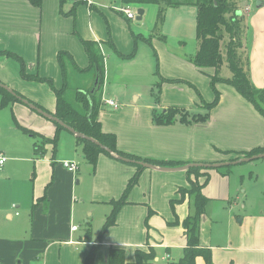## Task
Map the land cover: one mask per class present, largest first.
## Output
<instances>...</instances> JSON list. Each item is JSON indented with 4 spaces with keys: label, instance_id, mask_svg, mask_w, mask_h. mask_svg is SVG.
Here are the masks:
<instances>
[{
    "label": "crops",
    "instance_id": "1",
    "mask_svg": "<svg viewBox=\"0 0 264 264\" xmlns=\"http://www.w3.org/2000/svg\"><path fill=\"white\" fill-rule=\"evenodd\" d=\"M250 1L255 7L257 3L261 7L248 16L250 7L245 5L244 11L249 8L247 24L264 35L261 13L264 0ZM73 3L72 0L65 3L62 14L59 0H43L40 8L31 6L28 0H0V52L17 56L27 75L51 80L55 90H61L66 82L69 88L86 91L94 78L91 71H86L89 61L81 41L100 43L104 76L98 121L104 133L116 137L118 151L140 159L184 166L230 162L244 158L243 153L264 148V117L233 87L223 83L216 84L220 100L205 122L185 124L176 118L172 124H155L153 114L169 108L183 109L195 116L205 115L203 104H210L214 98L213 93L205 89L210 81L207 76L214 70L201 72L191 62L171 55L154 38L148 45L146 40H151L155 22L140 23L146 6L138 5L143 15L140 21L135 18L133 22L121 12L122 2L110 6V0L82 1L75 7L74 17L64 15L71 11ZM109 41L120 55L129 58H119ZM59 53H67L84 72H76L66 59L63 76ZM248 68L253 88L263 90L264 42L256 46L254 58L251 54ZM20 70L17 60L0 56V83L53 113L54 91L45 82L23 80ZM220 74L224 78L231 76L230 72L222 70ZM140 88H157L159 95L156 98L153 91L147 93ZM149 93L154 97L148 99L145 94L149 96ZM106 100L115 101L119 108L113 110L103 105ZM7 107L15 120L12 119V131L26 136L17 127L21 126L32 132L27 138L38 141L32 142L27 150L23 139L13 133L21 147L0 150V155L6 159L0 168V178H6L11 165L18 164L20 152L28 156L26 163L32 164L31 180L36 178V170L41 172L45 168L47 175H40L36 180L33 198L24 205L26 218L19 219V212L12 211L13 207L20 208L15 200L3 201L5 220L17 222L0 228V264H84L95 245L97 249L91 264H107L113 248L124 251L126 264L135 261V251L148 248L154 250L155 264L177 262L182 257L186 247L182 222L194 212V197L186 195L181 202L171 205L172 201L180 199L179 189H189L187 171L142 170L137 185L128 192L126 203L118 210L115 223L103 232L98 243L101 228L112 209L110 202L121 198L136 168L101 154L95 171L91 172L92 185H87L88 192L81 193L74 186L79 183L77 172L71 173L62 167L64 159L75 161L79 153L78 157L85 162L76 137L60 130L58 142H65V157L56 159V148L49 163L42 161L41 157H35L34 148L42 139H53L55 125L21 103ZM52 148L47 144L45 153ZM49 165L53 167L52 172ZM232 167L204 172L209 180L201 190L207 203L199 221V245L211 251L213 264H264L263 221L253 223L250 214H235V208L240 205L243 209V205L234 196L228 177ZM204 179L199 177L198 183ZM220 203L228 205L223 208L227 210L223 217L216 210L223 207ZM95 212L101 214L102 224L94 229L91 217ZM245 222L255 224L256 232L236 226ZM75 224L80 228L72 231V227H77ZM196 264L205 262L197 258Z\"/></svg>",
    "mask_w": 264,
    "mask_h": 264
},
{
    "label": "trees",
    "instance_id": "2",
    "mask_svg": "<svg viewBox=\"0 0 264 264\" xmlns=\"http://www.w3.org/2000/svg\"><path fill=\"white\" fill-rule=\"evenodd\" d=\"M43 0H28L31 6L40 8ZM69 0H59L60 12H62L63 5ZM78 0L73 3L71 11L64 14L74 17L75 7L81 3ZM123 6L132 5H154L158 7V13L154 28L162 26L164 21V12L167 8H178L180 6H193L196 9L195 17V40L197 42V49L190 62L201 72L206 69H213L214 73L209 76L210 85L215 93V99L212 104H205L206 114L202 116L190 115L187 111L179 108H169L160 114H153V122L157 125L172 124L176 118L178 121L185 124H194L205 122L209 116L210 109L216 107L219 102L220 94L216 91V84L223 83L233 87L240 96L249 101L257 112L264 117V89L256 90L253 88L250 81V73L248 68V61L242 54V40L240 21L242 20V14L237 15L239 12L236 9L235 4L230 3L229 0H121ZM224 33L228 37V42L225 44V53L223 54L221 43L223 42ZM148 45L151 44V40H146ZM84 51L87 55L89 65L86 71H91L94 78L93 84L89 90L80 91L69 88L65 82V85L61 90H55L53 88L51 80H42L37 76H29L25 72L23 62L15 55L0 52L1 55L8 56L17 60L20 63L21 70L20 75L23 80L45 82L54 91L56 96V105L53 113L47 112L41 106L25 99L17 92L13 91L18 97L25 99L41 109L44 112L51 114L53 117L61 121L63 124L74 130L75 132L82 134L88 138H91L98 142L101 146L110 150L111 154L106 153L100 147L94 145L90 141L77 139L82 152V158L91 166L92 172L95 171L99 155H105L112 159L116 157L125 158L135 162L152 164L157 167H179L181 164L173 162L156 161L151 159H140L138 157L122 153L116 148V137L113 134L104 133L101 128V124L98 121V113L101 108L100 92L103 86L104 76V56L101 51L100 43L94 41H81ZM108 44L114 53L121 59H127L120 55L110 41ZM71 62L72 68L76 72H84L76 67L71 57L67 53L58 54V62L60 64L63 76L66 74V67L64 65L65 60ZM223 64H226L231 76L224 78L220 72ZM158 75V70H157ZM97 80V87L94 93L90 91L94 86V82ZM0 109L9 106L12 103H19V101L0 89ZM14 120V117H12ZM15 122V120H14ZM56 127V134L53 139H44L43 143L52 145L53 152L56 149L58 142V133L60 130H64L59 125L53 123ZM17 125V124H16ZM17 127L26 135H33L31 131L18 126ZM264 153V148L253 149L250 152L243 153L244 158H249ZM45 154L44 147L41 145L35 146V157H42ZM239 158H235L232 161H236ZM120 161V160H118ZM231 162V161H230ZM131 164V163H129ZM136 168V173L129 180L121 198L118 201H111L112 207L110 214L106 217L105 222L101 228L98 243L101 240L103 232L115 223V217L118 210L123 204L126 203V197L128 192L138 183L139 176L144 170L140 165L131 164ZM222 169H230V166L214 169L220 171ZM213 170L209 168H193L187 170L188 184L190 190L179 189L180 199L172 201V205L175 202H181L186 195L194 197V212L188 216L183 222L182 227L185 230L186 247L183 250L182 257L177 262L169 264H196L197 258H202L205 264H213L211 260V251L200 247L199 245V221L204 214L205 205L207 199L202 195L201 190L206 186L209 177L206 171ZM227 171V170H226ZM203 173V175L201 174ZM193 176L194 179H191ZM203 176L205 179L200 184L198 178ZM152 212L150 211L149 214ZM97 245L93 246L90 250L85 263L91 264L94 259ZM155 254L152 248H148L147 251H135V261L132 264H155ZM107 264H126L125 254L122 249H111L108 254Z\"/></svg>",
    "mask_w": 264,
    "mask_h": 264
},
{
    "label": "rangeland",
    "instance_id": "3",
    "mask_svg": "<svg viewBox=\"0 0 264 264\" xmlns=\"http://www.w3.org/2000/svg\"><path fill=\"white\" fill-rule=\"evenodd\" d=\"M180 1V0H178ZM121 0H110L109 5H120ZM230 3L235 4L236 9L242 14V20L240 21V30H241V40L243 44L242 48V54L244 57H246L248 63L249 58H254V54L256 52V46L260 43L264 42V35L258 34L255 29L247 24V13L244 11L245 5H248L250 7V11L248 13V16L253 15L254 13H257L258 9L255 7V4H253L250 0H229ZM147 10L146 14L143 17V19L140 21L142 22H150L153 23L156 22V17L158 13V7L154 5H146ZM130 9L135 12L137 17V11L139 9H142L138 5H132L130 6ZM262 16L264 19V9L262 10ZM238 15V14H237ZM195 17H196V10L194 7L191 6H182L176 9L167 8L164 12V21L162 26H158L157 28H153L151 37V41L154 38L157 42H160L166 47V50L173 56H176L180 59H184L190 63L191 58L194 56L195 51L197 49V42L195 40ZM126 19V18H125ZM130 23L136 22L134 19L132 21H128ZM131 26H133L131 24ZM135 30V29H133ZM228 42V37L224 33L223 35V42L221 43V48L223 54L225 53V44ZM256 45V46H255ZM111 48V47H110ZM222 72L225 71V73L229 74V70L226 67L225 64L221 67ZM222 74V73H221ZM209 78V76H207ZM158 88V87H157ZM152 88L149 90H143V88H140V90L145 92H152L156 98L158 94V89ZM206 90H210L209 92L213 93L215 99V93L210 85V81L208 82V87H205ZM216 89V86H215ZM216 91L219 93V91L216 89ZM220 94V93H219ZM145 96L148 99L153 98V95L149 96L145 94ZM200 99V96H198ZM220 100V98H219ZM158 100L156 99V102ZM213 101L210 103L212 104ZM155 102V103H156ZM158 103V102H157ZM156 103V104H157ZM219 103V102H218ZM205 103L203 104V106ZM217 106V105H216ZM205 108V107H204ZM215 108V107H214ZM210 109L209 113L214 109ZM155 109H157L155 107ZM13 121H12V114L10 113L9 108L5 107L3 109H0V150L3 149H11L16 147H21L19 141L14 137L13 133H16V135H19L21 139L26 143V149H30L29 146L32 145V142H37V138H27L28 136H22L20 132H13ZM19 133V134H18ZM21 135V136H20ZM42 148L45 147V144L43 143V139L41 140V143H39ZM57 152H56V159H61L62 157H65V152L67 151V147L65 146V142H58L57 143ZM50 152H46L42 155L41 159L45 162H50L54 156L53 148L49 149ZM18 164H12L10 171L8 172V176L6 178H0V228L3 226H9L11 224H14L17 222V220L13 221L12 223H9L4 218V210L2 209V203L3 201L12 202L15 200L17 204L20 205V208L15 209L12 208L13 212H19L20 217L19 219H23L27 217L25 204H29L30 201L33 198V192L35 189V184L37 183V178L40 177V175H47L46 169L43 168L41 172H37L36 170V178L31 180V171H32V164L26 163V157L23 152L18 153ZM27 154L30 153L27 152ZM48 154V156H47ZM80 155V153L78 154ZM76 157V160H68L64 159L68 162H76L78 163V170H77V180L79 181L78 184H74V186L81 192H88L87 185H92V168L85 162H82L80 160V156ZM242 159V158H240ZM244 159V158H243ZM64 162V161H62ZM49 171L52 172L53 167L50 165L47 166ZM232 190L234 193V196H237L240 199V203L243 205V209H241L240 205L235 208V214L239 216H247L251 215L253 217V223L257 220L261 223V220L263 223H261V231L264 229V158L252 160L247 163L239 164L237 166H234L231 168V173L228 175ZM190 190V187L189 189ZM235 191V192H234ZM194 196V195H193ZM217 203V202H215ZM223 207H218L217 213L223 217L224 212L227 210H224L223 208H228L227 203H220ZM207 211V210H206ZM88 215V213H87ZM90 218V217H89ZM101 214L94 213V216L91 217V227L97 228L102 224L101 222ZM221 219V218H220ZM77 225V224H75ZM224 224L222 223V226ZM237 227L251 233L256 232V225L252 224L250 222H245L243 225H236ZM256 226V227H255ZM77 228L79 229L80 226L77 225Z\"/></svg>",
    "mask_w": 264,
    "mask_h": 264
},
{
    "label": "water",
    "instance_id": "4",
    "mask_svg": "<svg viewBox=\"0 0 264 264\" xmlns=\"http://www.w3.org/2000/svg\"><path fill=\"white\" fill-rule=\"evenodd\" d=\"M72 1L76 2L78 0H72ZM260 7H261V4L257 3L256 4V8H260ZM237 14L240 15V12H238ZM142 15H143V11H142V9H139L137 11L136 20L140 21ZM96 87H97V80H95L94 86H93V88L90 91L91 94L94 93V90H95ZM0 89L4 90L9 95L15 97L19 101V103L23 104L24 106H26L28 109H30L31 111L35 112L39 116L43 117L44 119H46V120H48V121H50L52 123H55V124L59 125L65 131H67L70 134H72L74 137H76L78 139H83V140L90 141L94 145L100 147L106 153L112 155L109 149L101 146L95 140L75 132L74 130H72L71 128H69L65 124H63L61 121H59L58 119L53 117L51 114L42 111L41 109H39L38 107H36L32 103H30L29 101L18 97L17 95H15V93L11 89H9L8 87L2 85L1 83H0ZM114 157L117 158L118 160L122 161V162H125V163H131V164L135 163L137 165H140L144 169L154 170V171L163 172V173H174V172H185V171H187L189 169H193V168L218 169V168H223V167H228V166H235V165H238V164H243V163L250 162L252 160L264 158V153L256 155V156H252V157H249V158H244V159L242 158V159H238L236 161L225 162V163H217V164H187V165H184V166H181V167H173V168H171V167H157V166H154L152 164L135 162V161H131V160H128V159H125V158H121V157H116V156H114Z\"/></svg>",
    "mask_w": 264,
    "mask_h": 264
},
{
    "label": "built area",
    "instance_id": "5",
    "mask_svg": "<svg viewBox=\"0 0 264 264\" xmlns=\"http://www.w3.org/2000/svg\"><path fill=\"white\" fill-rule=\"evenodd\" d=\"M81 1L87 2V0H81ZM259 1H261V0H259ZM120 10L128 20H134L136 18V14H135V12H133L130 9V6H123ZM248 10H249V8L246 7L245 12H247ZM103 105H105V106H107L113 110H117L119 108V105L113 100H106L103 103ZM5 160H6L5 157L0 155V168L3 165V163L5 162ZM78 166L79 165L76 162H68V161L62 162V167L71 173H76L78 170ZM76 229H77V227H72V231H75Z\"/></svg>",
    "mask_w": 264,
    "mask_h": 264
}]
</instances>
